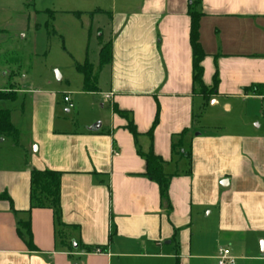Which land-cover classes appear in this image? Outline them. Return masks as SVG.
I'll return each mask as SVG.
<instances>
[{
    "label": "crops",
    "instance_id": "obj_1",
    "mask_svg": "<svg viewBox=\"0 0 264 264\" xmlns=\"http://www.w3.org/2000/svg\"><path fill=\"white\" fill-rule=\"evenodd\" d=\"M188 4L95 0L88 12L111 59L94 66L96 91H83L101 105L81 130L56 129L49 91L18 90L10 101L31 100L32 110L24 139L6 109L19 137L0 152V264H217L219 249L236 264H264V95L246 91L264 85V0H201L202 82L217 79L207 100L193 89ZM3 62L0 79L17 84L15 64ZM184 130L189 173L171 151ZM149 152L170 175V209L144 176ZM32 169L61 174L62 240L51 210H29ZM23 222L35 252L17 234Z\"/></svg>",
    "mask_w": 264,
    "mask_h": 264
},
{
    "label": "rangeland",
    "instance_id": "obj_2",
    "mask_svg": "<svg viewBox=\"0 0 264 264\" xmlns=\"http://www.w3.org/2000/svg\"><path fill=\"white\" fill-rule=\"evenodd\" d=\"M94 2L0 0V72L7 70L3 60L9 59L15 64L14 70L9 69L11 73L16 72L17 82L9 85L10 80L0 79V87H5L2 92L14 98L19 95L18 90L52 93L56 129L81 130L84 123L93 121L99 114V97L89 99L84 95L82 74L76 69V66L88 63L93 64L95 71L94 66L99 61V43L105 33L103 37L99 36L101 31L97 26L101 19H93L88 12ZM64 96L69 98L73 108L69 109L68 104L63 103ZM22 106L24 110H21ZM31 106V100L20 98L15 102H0V109L17 112L13 120H21L17 125L24 139L31 119ZM12 145L15 146L4 140L0 143V152H8Z\"/></svg>",
    "mask_w": 264,
    "mask_h": 264
},
{
    "label": "trees",
    "instance_id": "obj_3",
    "mask_svg": "<svg viewBox=\"0 0 264 264\" xmlns=\"http://www.w3.org/2000/svg\"><path fill=\"white\" fill-rule=\"evenodd\" d=\"M201 0H189L188 4V16L190 18V30H189V43L192 50V83L194 92L201 95L204 100L211 95L216 93L217 79L214 77L211 88H207L202 82V67L201 61L204 53L199 44V19L201 17ZM111 59V47L110 43L101 45L99 50V66L106 65ZM78 72L82 74L83 78V91L84 92H95L97 72L93 71L90 64L85 63L84 65L76 66ZM247 90H253L264 95V85H255ZM14 97H9L4 92L0 91V102L2 101H13ZM264 115V108L262 109ZM157 120L155 119L148 134L150 135L153 128L156 125ZM132 135H136L133 126L128 127ZM187 130H184L179 135L172 137L171 151L174 156L179 158H185L187 160L188 169L186 173H189V167L191 162V153L189 149L184 147V135ZM18 131L13 127L10 121V112L6 109H0V139L9 140L15 146L18 144ZM142 158L145 162V174L144 176L157 184L159 188V195L162 204L167 209H170L168 202V184L170 175L164 173L163 162L151 152L143 154ZM60 176L59 172L45 170L38 171L32 169L30 171V195H29V210L31 209H49L52 212L54 226L56 230V237L60 240L66 238L65 230L66 226L61 222V209H60ZM11 207V206H10ZM19 227L24 229L26 240L25 245L30 251H37L33 242L31 231L28 222L18 223L17 234L21 237ZM76 246L79 247L83 253H93L96 250L99 252L103 249L88 247L80 245L75 242ZM73 246L70 244V249Z\"/></svg>",
    "mask_w": 264,
    "mask_h": 264
},
{
    "label": "built area",
    "instance_id": "obj_4",
    "mask_svg": "<svg viewBox=\"0 0 264 264\" xmlns=\"http://www.w3.org/2000/svg\"><path fill=\"white\" fill-rule=\"evenodd\" d=\"M110 97L111 94L105 95L106 99H109ZM63 103L68 104L69 109L73 108V105L67 96L63 97ZM95 253H99V251L96 250ZM216 261L217 264H236L235 258L230 254L228 249H219L216 254Z\"/></svg>",
    "mask_w": 264,
    "mask_h": 264
},
{
    "label": "water",
    "instance_id": "obj_5",
    "mask_svg": "<svg viewBox=\"0 0 264 264\" xmlns=\"http://www.w3.org/2000/svg\"><path fill=\"white\" fill-rule=\"evenodd\" d=\"M97 129H98V125H96V126H94V127L92 128V130H97ZM72 246H73L74 249L77 248V246H76L75 243H72Z\"/></svg>",
    "mask_w": 264,
    "mask_h": 264
}]
</instances>
